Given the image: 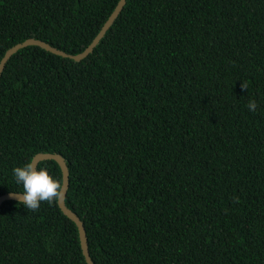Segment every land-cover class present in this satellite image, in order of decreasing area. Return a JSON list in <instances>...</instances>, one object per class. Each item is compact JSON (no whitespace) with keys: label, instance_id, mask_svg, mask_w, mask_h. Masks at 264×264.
Listing matches in <instances>:
<instances>
[{"label":"trees","instance_id":"1","mask_svg":"<svg viewBox=\"0 0 264 264\" xmlns=\"http://www.w3.org/2000/svg\"><path fill=\"white\" fill-rule=\"evenodd\" d=\"M118 1L0 0V59L28 38L78 54ZM37 153L64 158L94 264H264V0H127L79 62L17 51L0 195L23 191L12 170ZM0 264L86 263L57 201L5 200Z\"/></svg>","mask_w":264,"mask_h":264},{"label":"water","instance_id":"2","mask_svg":"<svg viewBox=\"0 0 264 264\" xmlns=\"http://www.w3.org/2000/svg\"><path fill=\"white\" fill-rule=\"evenodd\" d=\"M126 2L127 0L118 1L116 7L114 8L109 18L105 20V22L103 23V25L101 26V28L99 29L95 37L92 39V41L88 44V46L82 52L71 55L61 50H58L41 40L34 39V38H28V39L23 40L22 42H19L13 45L12 47H10L4 52L3 56L0 59V76L4 69L5 64L10 59V57L14 55L17 51L23 48L29 47V46H36L50 54H53V55H56L62 58H67L74 62H79L83 60L93 51V49L96 47L99 41L104 37L106 31L109 30L111 26L114 24L115 20L118 18L124 6L126 5ZM47 160L54 161L58 165L60 173H61V183L63 184L64 194L57 201V205L59 209L61 210V212L74 222L77 228L80 250H81L82 257L85 263L94 264L89 255L87 237H86V232L84 229L83 222L74 211H72L70 208L67 207L64 201L66 191L68 188V184H69V179H68L69 174H68V169H67L64 158L61 155L55 154V153H37L32 157L30 162H34L37 166L39 162L47 161ZM18 194H19L18 192H14V191L1 194L0 204L5 200L18 201V199L16 198Z\"/></svg>","mask_w":264,"mask_h":264},{"label":"clouds","instance_id":"3","mask_svg":"<svg viewBox=\"0 0 264 264\" xmlns=\"http://www.w3.org/2000/svg\"><path fill=\"white\" fill-rule=\"evenodd\" d=\"M246 87L242 85V88ZM257 107L255 100H250L247 104L249 111L254 112ZM12 171L16 183L23 187V191L18 192L16 198L28 210L38 211L41 202L54 203L64 194L61 181L54 179L47 169L38 168L34 162L15 167Z\"/></svg>","mask_w":264,"mask_h":264}]
</instances>
